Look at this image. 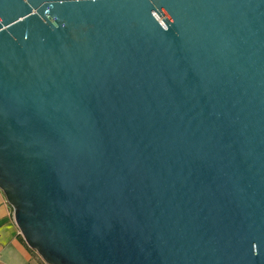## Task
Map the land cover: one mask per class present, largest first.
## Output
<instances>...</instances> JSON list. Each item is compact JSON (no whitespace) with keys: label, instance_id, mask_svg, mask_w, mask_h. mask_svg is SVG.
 Instances as JSON below:
<instances>
[{"label":"water","instance_id":"water-1","mask_svg":"<svg viewBox=\"0 0 264 264\" xmlns=\"http://www.w3.org/2000/svg\"><path fill=\"white\" fill-rule=\"evenodd\" d=\"M0 191L45 264H264V0H0Z\"/></svg>","mask_w":264,"mask_h":264},{"label":"crops","instance_id":"crops-1","mask_svg":"<svg viewBox=\"0 0 264 264\" xmlns=\"http://www.w3.org/2000/svg\"><path fill=\"white\" fill-rule=\"evenodd\" d=\"M19 236V231L13 221L12 210L0 191V263L40 264L21 244Z\"/></svg>","mask_w":264,"mask_h":264},{"label":"rangeland","instance_id":"rangeland-1","mask_svg":"<svg viewBox=\"0 0 264 264\" xmlns=\"http://www.w3.org/2000/svg\"><path fill=\"white\" fill-rule=\"evenodd\" d=\"M32 257L36 260V261H39L40 264H45L41 259L40 257L33 251L32 253ZM1 264V263H0Z\"/></svg>","mask_w":264,"mask_h":264},{"label":"trees","instance_id":"trees-1","mask_svg":"<svg viewBox=\"0 0 264 264\" xmlns=\"http://www.w3.org/2000/svg\"><path fill=\"white\" fill-rule=\"evenodd\" d=\"M19 240H20L21 244H23V245L26 247V249H27L30 253H33V251L30 250V249L25 245L24 241L22 240V238H21L20 236H19Z\"/></svg>","mask_w":264,"mask_h":264}]
</instances>
